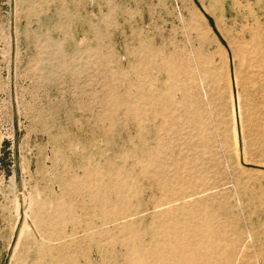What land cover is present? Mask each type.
Segmentation results:
<instances>
[{
	"label": "rangeland",
	"instance_id": "rangeland-1",
	"mask_svg": "<svg viewBox=\"0 0 264 264\" xmlns=\"http://www.w3.org/2000/svg\"><path fill=\"white\" fill-rule=\"evenodd\" d=\"M186 194L264 264V0H0V264H154Z\"/></svg>",
	"mask_w": 264,
	"mask_h": 264
},
{
	"label": "bare ground",
	"instance_id": "bare-ground-1",
	"mask_svg": "<svg viewBox=\"0 0 264 264\" xmlns=\"http://www.w3.org/2000/svg\"><path fill=\"white\" fill-rule=\"evenodd\" d=\"M186 185V184H185ZM192 194L178 195L169 199L168 202H174L178 199H191ZM174 204V205H173ZM170 207L160 215H167L165 221L153 227L152 238L154 247L149 251L154 257V264H194L197 255L205 253L214 257L215 262L217 251H214L212 244L207 241L208 236L222 238V228L215 229L211 223V217L199 212V204L193 199L186 208L189 216L185 221H178L176 216L178 205L174 202ZM201 205V203H200ZM196 218L194 222H190ZM210 218V221H209ZM151 229V228H150ZM213 259V258H212Z\"/></svg>",
	"mask_w": 264,
	"mask_h": 264
}]
</instances>
